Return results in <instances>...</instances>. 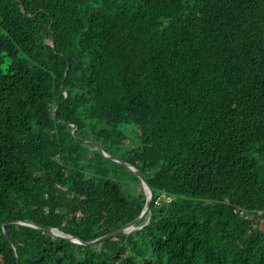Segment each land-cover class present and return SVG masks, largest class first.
<instances>
[{
  "label": "trees",
  "instance_id": "trees-1",
  "mask_svg": "<svg viewBox=\"0 0 264 264\" xmlns=\"http://www.w3.org/2000/svg\"><path fill=\"white\" fill-rule=\"evenodd\" d=\"M0 264H264V0H0Z\"/></svg>",
  "mask_w": 264,
  "mask_h": 264
},
{
  "label": "water",
  "instance_id": "water-1",
  "mask_svg": "<svg viewBox=\"0 0 264 264\" xmlns=\"http://www.w3.org/2000/svg\"><path fill=\"white\" fill-rule=\"evenodd\" d=\"M51 44L53 47H55V44H54V40L53 38L51 39ZM65 95L67 96V92L65 91ZM72 132H74V126H72ZM98 150L100 151V153L105 157V158H108V159H113L117 162H120L121 164H123L128 170H130L131 172H133L135 175H137V177L141 180L142 182V185H143V188H144V191L146 193V205H145V208L142 212V214L140 215V217H138L136 220L132 221L131 223L127 224L126 226L122 227L121 229H118L102 238H99L93 242H90V243H86L84 242L83 240H81L79 237H74V236H70V235H66L64 234L63 232L59 231L58 229H51V228H47V227H42V226H37L33 223H30V222H27V221H23V222H18L20 224H23V225H30V226H33L35 228H40V229H43L44 231H47L49 233H51L52 235H54L55 237L57 238H61V239H65L67 241H70V242H74L76 244H80V245H96V244H99L101 242H103L104 240H107V239H110V238H116L118 237L119 235L121 234H130L132 232H135V231H138L140 229H142L143 227H137L136 225L140 222H142L145 218H148V222L150 220V217H151V202H152V199H153V196H154V190L153 188L150 186V184L148 183V181L146 180V178L144 177V175L134 166H132L131 164H128L116 157H112V156H109L107 155L104 151H102L100 148H98ZM13 223H16L15 221H13ZM5 226L6 224H4V229H5ZM58 232V233H56ZM5 235L8 239V235L5 231Z\"/></svg>",
  "mask_w": 264,
  "mask_h": 264
},
{
  "label": "rangeland",
  "instance_id": "rangeland-1",
  "mask_svg": "<svg viewBox=\"0 0 264 264\" xmlns=\"http://www.w3.org/2000/svg\"><path fill=\"white\" fill-rule=\"evenodd\" d=\"M126 182V185L128 186L129 189H131L132 193L134 192V194H136V190H137V185L134 184L133 181H125ZM136 186V187H135ZM129 193H130V190H129Z\"/></svg>",
  "mask_w": 264,
  "mask_h": 264
},
{
  "label": "bare ground",
  "instance_id": "bare-ground-1",
  "mask_svg": "<svg viewBox=\"0 0 264 264\" xmlns=\"http://www.w3.org/2000/svg\"><path fill=\"white\" fill-rule=\"evenodd\" d=\"M56 233H58V232H56Z\"/></svg>",
  "mask_w": 264,
  "mask_h": 264
},
{
  "label": "built area",
  "instance_id": "built-area-1",
  "mask_svg": "<svg viewBox=\"0 0 264 264\" xmlns=\"http://www.w3.org/2000/svg\"><path fill=\"white\" fill-rule=\"evenodd\" d=\"M79 215H80V214H79ZM79 215H78V216H79Z\"/></svg>",
  "mask_w": 264,
  "mask_h": 264
}]
</instances>
